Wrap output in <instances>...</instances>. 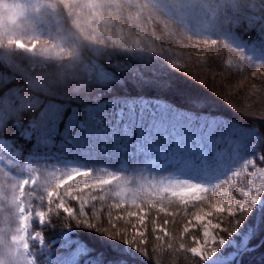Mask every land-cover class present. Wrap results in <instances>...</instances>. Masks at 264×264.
<instances>
[{"label":"rangeland","instance_id":"rangeland-1","mask_svg":"<svg viewBox=\"0 0 264 264\" xmlns=\"http://www.w3.org/2000/svg\"><path fill=\"white\" fill-rule=\"evenodd\" d=\"M155 1L175 9L197 26L228 25L232 32L224 35L232 47L239 48L254 62L264 60V16L259 15L264 11L259 12L251 0ZM251 24L254 28L249 31ZM56 25L54 7L48 0H0V44L6 42V37L16 41L17 46L24 45V38L34 39L36 43L42 31L52 33L54 39ZM199 52L208 57L210 66L213 61L209 52ZM194 60L190 75L178 81L182 89L199 97L215 98L231 110L249 114L262 110L264 86L259 83L264 81L261 78L264 67L239 74L243 75L240 78L226 74L223 68L218 71L212 66L201 67L198 60ZM215 64L219 65L217 61ZM90 73L105 83L115 78L102 65L90 68ZM166 74H161V78H168ZM102 100L108 101L101 98L95 108L94 104L90 106L95 119L102 118ZM108 102L110 112L103 117L114 127L116 123L112 121L122 119L124 105H120V101L115 105L112 100ZM55 106H48L44 121L53 119ZM128 108L146 113L149 118L143 116L137 122L146 125L138 128L139 138L127 137L125 144L130 143V154L134 155L135 162L124 172L104 166L91 168L59 153L25 156L19 150L20 144L0 135V264H37L31 253L34 245L40 248L46 264H73L75 259L70 251H56L43 237L42 227L48 223L47 214L52 206L64 209L74 223L89 224L96 234L106 229L103 236L107 238L108 233L116 236L119 230L118 239L122 238L127 248L144 247L148 251L164 252L177 238L174 250L187 247L191 256L202 262H243V253L256 246L251 242L253 227H244L245 223L240 221L241 226L225 238L217 230L222 218H216L223 210L244 212L247 207L258 211L262 208L264 164L257 149L255 130L221 115L187 112L158 96L130 99ZM32 125L30 122L20 134L29 137ZM48 126V123L42 125L41 135L52 130ZM156 126L162 131L161 142L146 138L147 134H153L152 127ZM126 167L123 163V168ZM103 191L109 193L116 207L124 204L138 207L142 201L149 207L117 214V220L104 219L93 225L92 218L85 219L73 212L74 206L67 202L71 199L82 208ZM170 200L185 206L181 215H176L177 210L168 204ZM65 226L61 247L74 246L75 251L83 255L93 252L80 241L73 225ZM261 241L262 238L257 244ZM172 257L177 259V256Z\"/></svg>","mask_w":264,"mask_h":264},{"label":"trees","instance_id":"trees-1","mask_svg":"<svg viewBox=\"0 0 264 264\" xmlns=\"http://www.w3.org/2000/svg\"><path fill=\"white\" fill-rule=\"evenodd\" d=\"M48 1L54 7L57 23L54 39L52 33L42 31L36 43L34 39L24 38V45L17 46L16 41L6 37V42L0 44L1 136L11 138L15 144L19 142L24 151H40L42 146H48L40 134L42 125L48 123L54 127L48 134L52 148L93 168L96 164L114 168L125 155L119 144V136L124 132L121 123L129 122L132 129H138L145 126L137 124L141 117L149 118L148 114L131 111L128 102L139 96H158L187 112L221 115L253 128L264 164V106L259 113L252 114L231 110L215 98L199 97L179 86V79L183 81L184 76L192 72L194 59L201 67L212 66L218 71L223 68L226 74L240 78L243 75L239 74L264 67V60L254 62L225 39L224 34L232 32L228 25L197 26L175 9L155 0ZM251 1L259 12L264 11V0ZM168 4L172 5L171 2ZM253 28L251 24L249 31ZM199 50L209 52L213 61L210 66L208 57ZM216 61L220 66L215 64ZM98 65L113 73L112 82H101L90 73V68ZM161 74L168 78H161ZM259 84L264 86V81ZM101 98L114 101V105L117 101L124 105L122 119L112 121L116 123L114 127L108 125V121L102 123L91 116L89 106L97 104ZM108 101L102 111L110 109ZM51 104L56 105V112L53 119L46 122L44 115ZM77 119L82 120L83 127L77 125ZM30 122L34 125L27 138L20 131ZM128 162L131 164L130 160ZM113 201L104 191L82 208L76 201L67 200L74 206L73 212L80 213L85 219L92 218L93 225L104 219L117 220V214L149 207L144 201L138 207L135 204L116 207ZM168 204L177 210L176 215H181L185 207L176 200H170ZM220 217L221 227L217 230L225 238L241 226L240 221L245 223L244 227H253L251 242L256 246L243 253L244 260L240 264H264V203L259 211L250 207L244 212L223 210L216 220ZM47 218L42 234L48 242L61 236L67 228L65 225H73L80 241L93 251L85 255L78 253L74 264H125L124 261L131 264H208L192 257L187 247L174 250L177 238L164 252L148 251L144 247L132 249L124 245L122 238L118 239L119 230L116 236L108 233L109 238L103 236L106 229H101L102 234H96L89 224L74 223L60 207L52 206ZM261 238V243L257 244ZM172 255L177 259L170 258Z\"/></svg>","mask_w":264,"mask_h":264},{"label":"bare ground","instance_id":"bare-ground-1","mask_svg":"<svg viewBox=\"0 0 264 264\" xmlns=\"http://www.w3.org/2000/svg\"><path fill=\"white\" fill-rule=\"evenodd\" d=\"M222 77L226 78L225 76H222Z\"/></svg>","mask_w":264,"mask_h":264}]
</instances>
